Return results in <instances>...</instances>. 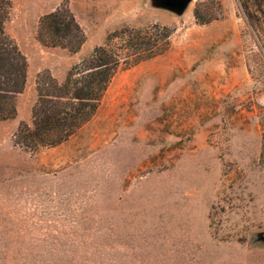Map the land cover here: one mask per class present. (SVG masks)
I'll return each instance as SVG.
<instances>
[{
	"label": "rangeland",
	"instance_id": "obj_1",
	"mask_svg": "<svg viewBox=\"0 0 264 264\" xmlns=\"http://www.w3.org/2000/svg\"><path fill=\"white\" fill-rule=\"evenodd\" d=\"M60 6L85 34L76 52L37 38L40 18ZM262 8L264 0H191L180 13L157 0H11L6 31L27 78L16 115L0 120V204H101L93 208L118 209L117 218L178 220L183 240L204 243L205 264H264ZM154 24L173 29L169 49L119 69L69 139L36 151L14 142L20 123L31 125L42 72L62 82L112 32ZM7 225L0 220V264L12 261Z\"/></svg>",
	"mask_w": 264,
	"mask_h": 264
},
{
	"label": "trees",
	"instance_id": "obj_2",
	"mask_svg": "<svg viewBox=\"0 0 264 264\" xmlns=\"http://www.w3.org/2000/svg\"><path fill=\"white\" fill-rule=\"evenodd\" d=\"M10 10L11 0H0V120L16 115L15 99L27 78V60L6 31ZM172 33V28L158 24L126 26L73 64L62 82L48 71L42 72L36 82L38 98L32 107L31 125L20 123L14 142L36 151L69 139L94 115L115 73L166 52ZM37 38L45 45L76 52L85 34L70 9L60 6L40 18Z\"/></svg>",
	"mask_w": 264,
	"mask_h": 264
},
{
	"label": "crops",
	"instance_id": "obj_3",
	"mask_svg": "<svg viewBox=\"0 0 264 264\" xmlns=\"http://www.w3.org/2000/svg\"><path fill=\"white\" fill-rule=\"evenodd\" d=\"M0 206L8 212L0 213V220L10 222L3 231L10 264L210 263L199 259L203 242L182 239L178 220L117 218L111 211L118 209L93 208L101 204Z\"/></svg>",
	"mask_w": 264,
	"mask_h": 264
},
{
	"label": "water",
	"instance_id": "obj_4",
	"mask_svg": "<svg viewBox=\"0 0 264 264\" xmlns=\"http://www.w3.org/2000/svg\"><path fill=\"white\" fill-rule=\"evenodd\" d=\"M191 0H157L161 7L173 10L175 12H182Z\"/></svg>",
	"mask_w": 264,
	"mask_h": 264
}]
</instances>
